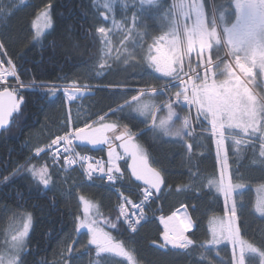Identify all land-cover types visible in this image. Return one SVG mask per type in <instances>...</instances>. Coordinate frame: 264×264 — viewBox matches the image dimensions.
I'll use <instances>...</instances> for the list:
<instances>
[{"label": "trees", "instance_id": "trees-1", "mask_svg": "<svg viewBox=\"0 0 264 264\" xmlns=\"http://www.w3.org/2000/svg\"><path fill=\"white\" fill-rule=\"evenodd\" d=\"M205 2L207 4L208 0ZM222 2L224 0H217V3ZM172 3L170 0H156L155 4H138L133 31L119 45L100 76H95L102 56L97 29L106 22L95 11L93 0H26L0 23V41L14 62L21 81L44 85L77 81L98 85L92 95L79 103H71L68 110L59 89L56 88L55 95H51L47 88L25 87L20 95L19 112L15 113L10 127L0 135V244L11 237L10 232L20 224V218L31 215L23 264H63L61 253H64L68 241L74 254L87 250L80 257L73 256L68 264H88L93 259L96 248L88 244L87 229L76 231V217H84L81 197L94 206L90 209L92 219L107 220L105 225L97 224V227L110 232L113 239L131 251L136 264H233V245L228 240L200 247L212 238V229L218 228L220 221L226 219L223 195L208 186V179L219 180V174L216 171V143L210 124L203 118L200 117L197 127L187 129L191 135L185 132L183 139L165 137L158 130L143 131L136 136V142L147 153L150 165L161 173L164 181L146 210L148 219L136 231L126 228L117 206L118 195L112 188L100 181L84 182L74 168L60 172L47 152L32 156L34 148L68 130L69 124L79 127L84 121L130 101L133 93L124 88L168 81V77L147 66L146 57L153 55L149 46L167 30L164 15ZM43 10L50 15L51 27L44 28L41 35L34 38L33 21ZM206 14L211 15L210 4ZM212 57L217 55L214 53ZM153 99L157 105L166 101L163 93ZM173 107L183 116L188 112L196 115L194 110L178 105ZM145 120L148 125L151 116ZM77 147L80 151L106 157L99 145L77 141ZM225 148L232 183L244 185L233 193L237 204L236 224L243 240L258 249L257 254L246 255L245 264H261L259 252L264 251V214L254 208L256 193L251 184L264 183V162L254 161L252 147L238 146L239 151L237 146L226 145ZM26 163L48 168L51 177L48 187L33 180L22 167ZM255 163L262 166H254ZM120 169L125 173L122 171L124 176L119 188L130 197H136L135 188L140 183L130 176L126 160L121 161ZM6 177L9 179L5 180ZM180 207H186L189 212L193 225L186 236L195 243L182 250L169 245L161 248L164 240L158 218ZM112 223L118 227L112 228ZM3 245L2 252L6 248ZM102 264H128V261L124 257L106 258Z\"/></svg>", "mask_w": 264, "mask_h": 264}, {"label": "snow or ice", "instance_id": "snow-or-ice-1", "mask_svg": "<svg viewBox=\"0 0 264 264\" xmlns=\"http://www.w3.org/2000/svg\"><path fill=\"white\" fill-rule=\"evenodd\" d=\"M115 2L116 0H111V3ZM121 3H124L125 8L127 7L124 0H121ZM155 3L156 0H141V4ZM209 4L211 15L206 14ZM46 7H50V5ZM103 7L110 9L111 4L106 0ZM0 11H4V9L0 8ZM44 15L46 22L43 27L39 26L35 20L33 21V28L36 29L34 38L41 35L43 28L51 27L50 15L48 13H44ZM101 16L107 19L105 13L102 12ZM165 18L168 20V31L161 35L155 44L149 46V51L154 50L155 55L149 54L146 57L147 66L163 77L178 81L180 90L175 93L174 99L170 98L169 102L161 107L154 103L153 98L155 95L162 94L164 89L155 87L141 89L137 95L132 96L130 101H125L123 105H119L111 111L122 112L125 107L135 105L133 111L140 113L145 118L149 115L152 117L151 127L143 131L158 130L165 137L183 139L184 133L189 127L190 117H184L180 127H174V117H178V114L173 110V104L180 103L182 99L190 110L195 108L197 119L203 117L210 124L211 133L217 145L218 156L224 148L226 139H231L239 151V145L252 143L251 140H244V136L254 137L259 133V156L264 158V94L256 93L251 87L257 79V71L259 76L264 78V0H224L222 3H217V0H208L207 4L205 0H173L165 12ZM136 20L137 17L133 14V27L127 29L129 34L133 31ZM117 27H121V25L117 23ZM97 32L102 37H106L109 30L105 27H99ZM127 39L128 36L125 37V40ZM102 43H105L106 46L108 44L106 40ZM121 43L123 44L124 41ZM214 45L217 51L221 46L226 48V55L234 59L229 61L217 56L214 62L209 55L207 61H204V54L210 52ZM2 48L3 44L0 43V49ZM197 51V66L192 67L189 62V71L185 72V59ZM220 63H223V69H220ZM8 64L12 65V61L9 60ZM104 66L101 64V68ZM197 68L203 69L202 76ZM221 75L225 76L222 80L217 78ZM9 76L16 77V85L0 83V88H2L0 90V127L9 125L10 118L13 117L14 113H18L21 108L22 97H19L18 87H28L17 76L15 66L9 70H4L3 63L0 62V81H6ZM33 86L47 88L51 95L56 93L55 87L44 84L37 85L35 82H33ZM76 92H79L78 88ZM65 96L68 100L76 98L75 93L68 91H65ZM146 96L148 97L147 100L144 99ZM164 109L167 110V115L160 117L159 113ZM106 116L107 114L101 116L99 120L104 121ZM116 127L117 125L114 123H100L99 127L94 128L86 123L84 127H77L65 135L53 139L49 147L59 145L61 141L70 146L73 140L87 142L93 146L109 144V162L106 175L108 181L114 182L123 176L119 165L115 163L123 157L116 152V148L112 146L106 133L114 132ZM233 130H238L242 135L234 134ZM143 131L140 134H143ZM187 134L191 135V132H187ZM115 139L122 141L119 147L123 149L124 155L131 157V163L128 167L131 169L132 175L136 180L143 181L145 185L139 204H134L121 193L120 215L125 217V223L131 230L136 231V225L141 220L146 219L143 215V208L153 196L152 189H156L158 193L164 181L161 173L150 165L147 153L135 142L136 136L127 129V126H125V131L117 135ZM188 147L191 150V145ZM43 151V148H37L36 155L39 156ZM64 151L72 152L74 148L65 147ZM58 154L59 149L55 155ZM64 159L66 165H71L75 164L77 159L86 161L89 158L82 157L77 153L76 158L70 159L66 156ZM22 167L39 184L48 187L51 183V177L46 166L37 168L35 165L26 163ZM97 168L101 173H105L102 161H97L95 167L89 164L85 168L89 179H92L93 172ZM228 168V158L225 153L219 180L208 179V186L215 188L224 197V215L227 219L222 220L218 228L212 229V238L205 241L200 247L214 246L220 244L222 240H228L233 245V264H245V253H257L258 249L242 239L240 228L237 227V204L233 199V193L237 189H242L244 185L232 183ZM117 173H120L119 177L116 175ZM191 175L196 176L197 174L191 173ZM7 179L9 178L6 177L5 180ZM81 201L85 204L84 217H76V231L79 233L81 229H87L89 233L88 244L95 246L97 256L101 253H112L126 258L128 264H136L131 251L127 250L122 243L115 241L110 232L97 227V222L90 216V209L94 206L90 202L84 201L83 197H81ZM229 203H231L230 208L228 207ZM125 204H132L134 209H140L141 215L135 223L128 218ZM256 211L264 214V199L259 201ZM168 219H172V217ZM161 220L163 222V218ZM30 225L31 215H28L23 222L22 229H17L10 241L5 240L7 247L0 254V264H23V256L27 255L25 238L29 234ZM111 227L115 229L118 225L112 223ZM190 227V220L187 223L182 222L180 228H169L166 224L163 233L164 244H161L160 247L164 248L170 244L173 248L188 249L193 246L195 242L184 234ZM237 247L239 248L238 258L236 256ZM67 251L69 254L73 252L71 244L68 245ZM259 255L262 264H264V251L259 252ZM63 264H68L67 260H64Z\"/></svg>", "mask_w": 264, "mask_h": 264}, {"label": "rangeland", "instance_id": "rangeland-1", "mask_svg": "<svg viewBox=\"0 0 264 264\" xmlns=\"http://www.w3.org/2000/svg\"><path fill=\"white\" fill-rule=\"evenodd\" d=\"M10 1H12V0H5L4 2L5 3H7V2H10ZM17 1V3H23L25 0H16ZM106 2V0H93V6H94V9H95V11L101 16V13L103 12V13H105V15L107 16V19H105L103 16H101L103 19H104V21L106 22V24H104V25H101L100 27H105L106 29H108L109 30V32H108V34H107V36L106 37H102L101 36V34L100 33H98V35H99V38H100V40H101V43H102V41H104V40H106L107 42H108V44H107V46L105 45V43H102V56H101V60H100V63L99 64H104L105 66H107L108 67V64H109V62H110V60L114 57V55L116 54V52L118 51V47H119V45L121 44V41H124L125 40V37L126 36H129L130 34L128 33V31H127V29L128 28H132L133 27V22H132V17H133V14H135V10H136V7L138 6V4L139 3H141V0H124V2L127 4V7L125 8V6H124V3H121V0H116V2L115 3H111V0H107V2H109L110 4H111V8L110 9H105L104 7H103V4ZM4 3V4H5ZM1 8H3L4 9V11H0V22H2L4 19H5V17H6V12H7V9L4 7V6H2ZM47 12V10H43L37 17H36V19H35V21H36V23L39 25V26H41V27H43V25L45 24V22H46V17H45V15H44V13H46ZM113 21H115V22H117L118 24H120L121 25V27H117V23H114ZM44 29V28H43ZM35 31H36V29H35ZM216 47V46H215ZM221 48V47H220ZM226 49V48H225ZM226 51H227V49H226ZM193 55V54H192ZM224 55H226V54H224ZM198 56V55H197ZM225 57H227V58H229V59H234L233 57H229V56H225ZM193 58H194V56H193ZM221 58H223L222 56H221ZM224 59V58H223ZM186 60V59H185ZM192 59H189V60H187V62H190ZM203 60H204V58H203ZM228 60V59H227ZM187 62H185V69H186V67H188V63ZM191 63V62H190ZM193 63H195V61H192V64ZM198 63V62H197ZM104 66V67H105ZM221 66H223V65H221ZM97 70H95L97 73H95V76H98V72H99V69L98 68H96ZM197 69H200V68H197ZM106 70V69H105ZM103 73H104V69H103ZM257 81H259L263 86H264V78H261L260 76H259V73H258V71H257V79H256ZM263 80V81H262ZM166 84V83H165ZM164 85V84H163ZM163 85L161 86V85H159L160 87H162V88H159V89H164L163 88ZM68 85H66L64 88H61V89H65L66 87H67ZM149 87H143V88H140V87H131V90L132 89H134V88H136V90H135V92H136V95L140 92V90L141 89H151V88H153L154 86H150V85H148ZM255 89H256V91L259 93V94H264L263 93V91L262 90H260V88H259V86H257L256 85V83H254V85H252ZM78 87V89H79V93L81 94V95H83V93H84V91L82 90L83 89V85L82 84H80V85H78L77 86ZM137 88H139V89H137ZM156 88V87H155ZM76 89L77 88H75V87H72L71 89H67L68 90V92L69 93H76ZM81 91V92H80ZM169 95V94H168ZM132 96H135V95H132ZM132 96L128 99V100H131V98H132ZM64 97H66L65 96V94H64ZM81 97H83V96H81ZM63 98V97H62ZM67 99V98H66ZM74 101V100H73ZM72 101V102H73ZM168 103V102H167ZM163 105H165L164 103L162 104V105H160L161 107L163 106ZM173 105H178V106H183L184 105V103H183V101H182V99H181V102L180 103H174ZM135 107V105H133V107H125L124 109H123V112H118V113H115L114 115H110L109 117H107L106 116V118H105V120L104 121H100L99 120V117H95V118H92V119H88V120H86V121H84V124H90V125H92V127H94V128H96V127H99V124L98 123H114V124H116L117 125V127H116V129H115V131L114 132H108V133H106V135L110 138V140H111V144H112V146H114L115 148H116V152L117 153H119L120 155L122 154V151H121V149H120V147H119V145H120V143L122 142V141H120V140H116L115 139V137L117 136V135H120L122 132H124L125 131V126H127V129L133 134V135H138L139 133H141L144 129H146V128H149V127H151V124H152V117H151V120H150V122L148 123V125L146 124V126H145V122H146V120H145V118H144V116H141L140 115V113H138V112H135V111H133V108ZM173 110L178 114V117H174V121H175V124H174V127H180V125H181V122H182V120H183V118L184 117H186V116H189L190 117V119H189V127H188V129H194L195 127H197L198 126V123H196V122H194V120H193V118L195 117L193 114L192 115H190L189 113H187L185 116H183L181 113H179L178 111H177V109H175L174 107H173ZM106 114V113H105ZM159 114H161V117H164V116H166L167 115V110L166 109H164V110H162ZM91 121H95V126L91 123ZM88 122H90V123H88ZM82 126V125H81ZM80 126V127H81ZM72 131V130H71ZM257 135H259V133H257ZM243 139L244 140H251L252 141V143H244V144H241V145H239L240 147H244V145H246V146H248V147H252L253 148V150L255 151V156H254V161H260V162H264V158H261L260 156H259V137H257V136H254V137H247V136H244L243 137ZM215 140V139H214ZM230 141H232L231 139H226L225 140V142H224V148H225V146L226 145H228V142H230ZM136 142V141H135ZM233 142V141H232ZM255 143H257V145H258V147L256 148V144ZM44 145H46V144H44ZM43 145V148H47V149H49L50 150V155L51 156H54V152L55 151H53V148H55V145H52L51 147H49V145H51V140L47 143V145L46 146H44ZM106 145V144H105ZM41 147V146H40ZM60 147H71V145L69 146V145H65L64 144V142L63 141H61V144H59V146L57 147V148H59L60 149ZM73 147V146H72ZM104 147V149L105 150H107V153H108V151H109V147H107V146H103ZM38 148V147H37ZM74 148V147H73ZM34 149H36V148H34ZM75 149V148H74ZM216 150H217V153H218V149H217V145H216ZM241 150V149H240ZM72 152H74V155H75V157H76V154H77V152H75V150L74 151H72ZM79 153H81V154H87V153H85V152H82V151H78ZM80 155V154H79ZM115 155V154H114ZM257 155V156H256ZM32 156H33V151H32ZM80 156H84V155H80ZM128 156V155H127ZM222 157L224 158L225 157V154H223V156L222 155H220V153H219V160H221L222 159ZM129 158H130V160H131V157L129 156ZM217 158H218V155H217ZM108 159H109V157H108ZM93 160H95V159H92V161H90L89 162V164H92L94 167L96 166V164H97V160H95V161H93ZM224 160V159H223ZM122 161H124V157H123V160ZM115 163L116 164H118L119 165V167H120V164H121V161L120 160H117V161H115ZM254 166H257V167H259V166H262V165H260V164H257V163H255V164H253ZM41 166H44V165H41ZM41 166H39V167H41ZM103 166H104V164H103ZM38 167V168H39ZM60 169L62 170H60V172H63V171H65V165L64 164H62L61 166H60ZM98 169V168H97ZM77 171V170H76ZM78 172V171H77ZM228 172H229V170H228ZM79 173V172H78ZM80 174V173H79ZM95 174L97 175V177H92V179H89L88 178V176H86V179L85 178H83V176H82V174H80L81 176H82V179H83V181L84 182H86V183H95L94 182V180L95 181H100V182H102V181H104V185H107V186H109L110 188H112V190L118 195V198H119V202H118V205L117 206H119L121 203H122V200H121V193H123L124 192V190L122 191L119 187H121L120 186V182L121 181H114V182H112V181H108V179H107V175H106V173H101L100 171H98V170H96V172H95ZM251 187L252 188H254V192L256 193V198H255V205H254V208H257V206H258V203H259V201L261 200V199H264V183L263 184H261V185H256V184H251ZM123 195L124 196H128L127 198L129 199V200H131L133 203H134V201L136 200L135 199V197L133 198V197H130L129 195V193H126V192H124L123 193ZM135 204V203H134ZM125 205H127L128 207H131V208H133L132 207V204H125ZM84 207H85V204H84ZM231 207V203H230V205H229V208ZM175 213V216H173V214ZM28 217V215H24L23 217H22V219L20 218V224L19 225H16V228H14L13 230H11V232L10 233H12V235H14L15 233H16V230L17 229H22V227H23V222H24V220L26 219ZM169 217H172V219H168ZM161 218H163V222H162V220H161ZM124 219V218H123ZM227 219V218H226ZM225 219V220H226ZM104 220H106V219H101V220H96L97 221V224H100V225H105L106 224V222H107V220L106 221H104ZM125 220V219H124ZM147 220V218L146 219H144V221H146ZM191 221V227H192V225H193V222H192V220H191V217H190V215H189V212H188V210H187V208L186 207H180V208H178V209H176V210H174L173 212H171L170 214H167V215H164V216H160L159 217V222H160V224H161V226H162V228H163V230H165V225L167 224L168 226H169V228H173V227H175V228H180L181 227V223L182 222H184V223H187L188 221ZM143 221V222H144ZM143 222H141V223H139L137 226H136V228L140 225V224H142ZM221 222V221H220ZM102 223V224H101ZM126 225L128 226V224L126 223ZM129 227V226H128ZM190 227V228H191ZM84 229H86V228H84ZM186 233V232H185ZM11 235V236H12ZM27 239V237L25 238V240ZM243 239V238H242ZM8 241H10L11 240V237H9L8 239H7ZM115 240V239H114ZM115 241H117V240H115ZM245 241V240H244ZM119 242V241H118ZM3 243H5V242H2L1 244H0V249H1V246L3 245ZM121 243V242H120ZM71 244V242L70 241H68V243H67V245H66V247H65V250H64V253H63V256H62V263H63V261L64 260H69V259H71L73 256H75V255H77V256H75V257H80L81 256V254L82 253H85V252H87V250H85V251H83L82 253H76V254H74V253H71V254H69L68 253V251H67V248H68V245H70ZM248 244H250V243H248ZM252 245V244H251ZM4 246V245H3ZM253 246V245H252ZM5 247H7L6 246V244H5V246H4V248ZM255 247V246H254ZM3 248V249H4ZM6 250V248L3 250V252ZM2 251H0V254H2L3 253ZM249 253H251V252H246L245 253V257H246V255H248ZM251 254H257V253H251ZM94 256H93V259H91L90 261H88V264H102V260H104V259H106V258H119V257H121V256H117V255H115V254H112V253H101L99 256H97V253H96V251H95V253L93 254ZM236 256H237V258L239 257V248L237 247V250H236ZM101 257L103 258V259H101ZM261 264H262V262H261Z\"/></svg>", "mask_w": 264, "mask_h": 264}, {"label": "built area", "instance_id": "built-area-1", "mask_svg": "<svg viewBox=\"0 0 264 264\" xmlns=\"http://www.w3.org/2000/svg\"><path fill=\"white\" fill-rule=\"evenodd\" d=\"M8 61H9V59H8V57L6 56V53H5V51H4V48H2V49H0V62H2L3 63V69L4 70H9L12 66H14V64L12 63V65H9L8 64ZM0 83H7L8 85H16V77H11V76H9L8 78H7V80L6 81H0ZM173 83H171L170 84V86L172 85ZM26 85V84H25ZM28 86H32V85H28ZM17 87H18V85H17ZM165 87V86H164ZM165 88H167L168 89V91L170 92V96H174L173 94H172V92H171V90H170V87H165ZM0 89H2V88H0ZM19 89H20V87H18V91H19ZM88 89H90L89 87H87V86H84L83 87V89L82 90H88ZM112 116V115H111ZM92 123V122H91ZM93 124V123H92ZM71 131V130H70ZM70 131H68V132H70ZM68 132H66V133H68ZM66 133H64V134H62V135H60V136H63V135H65ZM57 138V137H56ZM55 138V139H56ZM74 141V140H73ZM60 144H61V142H60ZM102 145H104V146H109V144H107L106 143V145L105 144H102ZM59 145H55V148H53V151H55L54 152V156H51V158L54 160V162L56 163V164H64L66 167H75V168H77L78 169V171L82 174V176L86 179V176H88L87 174H86V172H85V168H87V166L89 165V162L90 161H92V159H95V160H97V161H102L103 162V164H104V168H105V173L107 172V169H106V163H105V161L104 160H102L101 158H98V157H95V156H92V155H89V154H81V153H79L78 151H77V149L75 148V146H74V144H73V142H72V145H71V147L73 146L75 149V152H77V153H79L80 155H84L83 157H88L89 159H87L86 161H82V160H79V159H77V162L75 163V164H71V165H66L65 164V159H64V157H69L70 159L71 158H76L75 157V155H74V152H65L64 151V148L65 147H60V149L59 148H57ZM72 147V148H73ZM57 149H59V154L58 155H55V153L57 152ZM95 160H93V161H95ZM92 165V164H91ZM98 170V169H97ZM99 171V170H98ZM96 172V171H95ZM95 172H93V177H97V175L95 174ZM87 180V179H86ZM143 190V189H142ZM141 195V198L139 199V200H137V201H135L134 203L135 204H139L140 203V201H141V199H142V195H143V193H141L140 194ZM150 200V199H149ZM149 202V201H148ZM147 202V203H148ZM147 203H145V205H144V208H143V215L146 217V215H145V207H146V205H147ZM141 215V212H140V209H134V208H131V213H130V217H129V219H131L132 220V222L133 223H135V221H136V219L139 217ZM143 220H141L140 221V223L142 222ZM138 225V224H137ZM136 225V226H137Z\"/></svg>", "mask_w": 264, "mask_h": 264}, {"label": "crops", "instance_id": "crops-1", "mask_svg": "<svg viewBox=\"0 0 264 264\" xmlns=\"http://www.w3.org/2000/svg\"><path fill=\"white\" fill-rule=\"evenodd\" d=\"M222 76V79H224L225 78V76H223V75H221ZM222 79H220V80H222ZM195 109V108H194ZM193 120H194V122H199V120H197L195 117L193 118ZM233 132H235V133H239V131L238 130H233ZM121 149V148H120ZM121 151H122V153H124V151H123V149H121ZM227 154L228 155V152L226 151V148H223L221 151H220V155H222L223 156V154ZM218 155V154H217ZM126 156V158L128 157L127 155H125ZM229 157V156H228ZM224 158L222 157V159L221 160H219V156H218V158H217V172H218V174H220V168H221V165L223 164V162H224V160H223ZM131 163V161H130V158L128 157V161H127V167H128V165ZM128 169H130L129 167H128ZM130 171H131V169H130ZM130 174V176L134 179V180H136V178L132 175V172H130L129 173ZM137 182H140V183H143V181H138V180H136ZM144 184V183H143ZM162 186V185H161ZM156 190V189H155Z\"/></svg>", "mask_w": 264, "mask_h": 264}, {"label": "bare ground", "instance_id": "bare-ground-1", "mask_svg": "<svg viewBox=\"0 0 264 264\" xmlns=\"http://www.w3.org/2000/svg\"><path fill=\"white\" fill-rule=\"evenodd\" d=\"M170 84H171L170 82L164 84V85H163V88H164V86H165V87H170ZM161 86H162V85H161ZM156 88L159 89V88H162V87L157 86ZM75 96H76V98H78V97H81L82 95H81L79 92H76V93H75ZM73 100L75 101V99H73ZM73 100H70V101L72 102ZM31 158H32V157H31ZM122 171H123V170H122ZM123 172H124V171H123ZM124 173H125V172H124ZM81 177H82V176H81ZM83 178H84V177H83ZM81 179H82V178H81ZM94 182H96V181L94 180ZM97 182H98V181H97ZM102 182L104 183V181H102ZM102 182H101V183H102ZM104 184H105V183H104ZM104 186H105V185H104ZM136 186H137V185H136ZM113 192H114V191H113ZM123 193H124V192H123ZM120 196H121V195H120ZM127 197H128V196H127Z\"/></svg>", "mask_w": 264, "mask_h": 264}, {"label": "flooded vegetation", "instance_id": "flooded-vegetation-1", "mask_svg": "<svg viewBox=\"0 0 264 264\" xmlns=\"http://www.w3.org/2000/svg\"><path fill=\"white\" fill-rule=\"evenodd\" d=\"M167 25H168V24H167ZM160 36H161V35H159V36L154 40V44H155L156 40H157ZM210 53L212 54V53H216V52H215V50H211ZM217 53H218V52H217ZM153 55H155L154 50H153ZM197 57H198V56L195 55L194 58L192 57V59H197ZM219 57H221V56L219 55ZM197 61H198V59H197ZM262 81H263V80H262ZM263 83H264V82H263ZM263 93H264V87H263Z\"/></svg>", "mask_w": 264, "mask_h": 264}, {"label": "water", "instance_id": "water-1", "mask_svg": "<svg viewBox=\"0 0 264 264\" xmlns=\"http://www.w3.org/2000/svg\"><path fill=\"white\" fill-rule=\"evenodd\" d=\"M14 115H15V113L13 114V117L10 118V123H9V125H7V126H3V127H0V135H1L2 131L6 130V129H8V128L10 127V125H11V123H12V121H13Z\"/></svg>", "mask_w": 264, "mask_h": 264}]
</instances>
